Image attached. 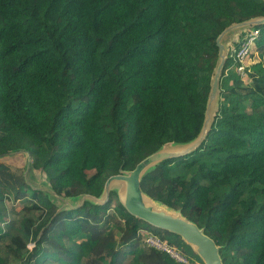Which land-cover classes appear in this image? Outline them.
<instances>
[{
  "label": "trees",
  "instance_id": "1",
  "mask_svg": "<svg viewBox=\"0 0 264 264\" xmlns=\"http://www.w3.org/2000/svg\"><path fill=\"white\" fill-rule=\"evenodd\" d=\"M256 18L264 0H0V157L31 159L25 175L0 158V264H204L179 235L131 214L116 190L79 200L100 198L108 178L165 145L198 138L216 40ZM250 29L258 60L245 76L239 42L223 41L204 139L141 181L216 242L223 264H264V24ZM150 236L187 262L149 246Z\"/></svg>",
  "mask_w": 264,
  "mask_h": 264
},
{
  "label": "water",
  "instance_id": "2",
  "mask_svg": "<svg viewBox=\"0 0 264 264\" xmlns=\"http://www.w3.org/2000/svg\"><path fill=\"white\" fill-rule=\"evenodd\" d=\"M263 24L264 18L252 19L232 25L226 28L218 36L216 44L219 48V62L212 79L203 128L195 141L184 146H173L170 144L165 145L156 153L142 160L134 170L108 178L105 183L103 194L100 198L84 195L80 198V200L78 199L81 202L80 204H82L86 199L99 203L103 202L108 198L111 190H116L120 201L131 214L143 219L151 225L179 235L193 248L194 252L202 259L204 264H223L219 247L216 242L206 235L204 230L200 229L197 224L186 219L181 212L170 209L146 195L142 191L141 181L145 173L157 163L166 158L184 155L192 151L204 139L210 129L216 105L218 103L220 78L227 59V48L223 43L225 36L235 30ZM61 201L65 202L66 205H72V203L76 202H70L63 199Z\"/></svg>",
  "mask_w": 264,
  "mask_h": 264
},
{
  "label": "built area",
  "instance_id": "3",
  "mask_svg": "<svg viewBox=\"0 0 264 264\" xmlns=\"http://www.w3.org/2000/svg\"><path fill=\"white\" fill-rule=\"evenodd\" d=\"M259 35V30H249L245 36L240 40L239 46L233 49L235 53V58L240 62V66L238 67V72L240 75L245 76L246 69L249 67V60L251 59L250 51L252 49V45L256 41ZM147 244L151 247H154L159 250L166 251L170 254L171 257L176 259L179 262H187L186 259L174 248L168 246L157 237L150 236L147 239Z\"/></svg>",
  "mask_w": 264,
  "mask_h": 264
},
{
  "label": "rangeland",
  "instance_id": "4",
  "mask_svg": "<svg viewBox=\"0 0 264 264\" xmlns=\"http://www.w3.org/2000/svg\"><path fill=\"white\" fill-rule=\"evenodd\" d=\"M251 27V26H250ZM250 27H246V28H243V29H240V30H235V31H232L230 32L227 36H225L224 39H226L228 36V45L229 44H233V43H236L237 41L240 42V40H242V38L245 36V34L247 33V31L251 30ZM230 36V34H232ZM258 60V57L255 55L254 57H251V59L249 60V65L252 64L254 61H257ZM1 159H4L3 161H7L10 165L14 166V167H21L23 170L25 169V175H27L26 171L28 172V169L29 168V162H31V159H28L27 157V154H23V153H15V154H10L9 156H3V157H0ZM35 179L40 181L39 180V174L35 173ZM43 179V178H42ZM45 180L43 179L42 182H44ZM43 185V184H41ZM14 207V206H13ZM22 207V204L20 202H17L15 203V209H17L18 211L21 209ZM12 213V212H11ZM16 215L13 214L12 217H15ZM32 246V245H31ZM30 246V247H31Z\"/></svg>",
  "mask_w": 264,
  "mask_h": 264
}]
</instances>
